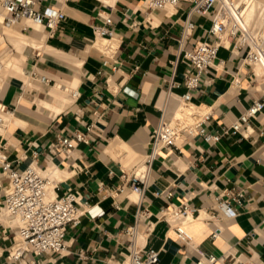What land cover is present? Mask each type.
I'll list each match as a JSON object with an SVG mask.
<instances>
[{"label": "crops", "instance_id": "1", "mask_svg": "<svg viewBox=\"0 0 264 264\" xmlns=\"http://www.w3.org/2000/svg\"><path fill=\"white\" fill-rule=\"evenodd\" d=\"M45 6L66 14L52 37L42 26L27 23L25 33L21 26L17 31L38 42L13 44L0 26V55L3 61L17 62L4 68L0 79V105L12 112L4 115L0 148L18 169L32 164L51 176L55 195L72 192L88 211L68 230L64 254L34 259L39 264L122 262L130 241L124 230L134 223L140 205L149 217L139 224V243L159 248L160 264H194L198 251L264 264V110L251 121L247 138L227 134L210 145L194 137L180 140V151H160L140 204L121 178L148 153L166 101L172 111L176 95L186 91L173 88V98L167 99L169 83H182L187 69L179 60L178 39L189 4L149 10L143 0H42ZM107 15L113 36L102 38L95 27L103 26ZM191 20L195 28L186 50L205 39L212 16L192 15ZM39 76L51 83H41ZM191 95L193 103L212 111L207 129L222 133L254 99L264 101V67L243 64L240 56L220 47L215 66L202 72ZM75 130L87 133L88 144L76 143L68 156L49 153L57 137ZM6 183L0 174V203ZM225 189L244 191L241 204L233 206L234 216L217 207ZM182 202L196 209L192 218H159L161 208ZM177 223L192 235L191 244L177 240ZM16 225L0 218V263L6 262Z\"/></svg>", "mask_w": 264, "mask_h": 264}, {"label": "built area", "instance_id": "2", "mask_svg": "<svg viewBox=\"0 0 264 264\" xmlns=\"http://www.w3.org/2000/svg\"><path fill=\"white\" fill-rule=\"evenodd\" d=\"M42 0H0V26L12 28L21 26L22 32L28 29L27 23L42 26L47 36L52 37L65 21L66 14L60 8L41 7ZM187 3L182 20V29L178 39L179 60L187 65L182 83L170 82L167 88V99L173 98V88L183 86L185 92L177 96V105L169 111L167 101L160 111L157 125L149 140V151L141 163L131 169L130 173L122 172V180L128 184L140 204L147 187L151 166L158 153L162 150L180 151L178 142L194 137L201 138L205 143L213 145L220 141L223 135L239 133L247 138L252 134L251 121L264 110V101L254 99L229 126L223 128L222 133L208 130L206 125L212 120V111L204 106L192 102V91L200 83L202 72L215 66L218 50L224 47L235 55L240 56L241 62L249 66L264 67V16L253 18L247 22L246 7H241L239 0H143L145 8L159 10L176 8ZM192 15L212 16L211 25L204 40L193 44L191 50L184 48L185 43L192 37L195 24ZM104 25L95 27V32L102 38H111L113 31L106 26L112 24V18L102 17ZM221 63V62H220ZM176 61L174 62V65ZM137 69V67H136ZM4 70L3 58L0 55V79ZM35 77L34 73H31ZM43 84H50L51 80L39 76ZM76 96V92L72 93ZM203 106L205 108H203ZM5 114H12L11 110L0 105V129L4 128ZM92 125L87 126L91 132ZM87 133L75 130L67 136H59L49 145V153L72 152L76 143L88 144ZM34 151V156H36ZM0 174L6 179L3 187V198L0 203V218L5 217L17 222L12 237L11 246L7 249L6 262L0 264H39L34 257L45 253L62 255L67 250V232L77 227L82 216L87 213L86 208L78 205V198L72 192L61 196L54 193L55 183L51 176L44 174L35 165L25 169H18L17 165L8 159L3 148H0ZM51 190V191H50ZM156 196L170 198V192H156ZM244 191L232 192L225 189L217 197V207L226 216H234V204H241ZM195 208L188 202L175 205L170 204L159 210L161 220L182 221L192 218ZM149 217L147 208L140 205L135 212L134 223L124 230V235L130 238L129 251L125 260L118 264H160V249L154 246L146 247L139 243L141 237L139 224ZM264 227V219L262 220ZM147 231L151 224L147 221ZM177 240L183 244H191L192 235L185 229V225L177 223L174 226ZM215 236V235H213ZM194 264H251L233 255L218 257L198 251V258Z\"/></svg>", "mask_w": 264, "mask_h": 264}, {"label": "bare ground", "instance_id": "3", "mask_svg": "<svg viewBox=\"0 0 264 264\" xmlns=\"http://www.w3.org/2000/svg\"><path fill=\"white\" fill-rule=\"evenodd\" d=\"M242 1V2H241ZM240 2H241V4H240ZM239 4L240 5H242L241 7H246V12H247V14L249 15V16H254L255 15V11H257L258 9H263V11H264V2H262V1H259V0H240L239 1ZM260 10V11H261ZM264 13V12H263ZM262 13V14H263ZM258 14H260V13H258ZM261 14V15H262ZM250 20H252V19H250ZM249 21V20H248ZM249 22H251V21H249ZM248 22V23H249ZM5 31V30H4ZM5 34H6V36H7V38H8V40L9 41H11L13 44H16L17 42H21V43H34L33 42V40L31 41L28 37H26L27 35H25V34H22L21 32H19V31H17V30H12V31H5ZM40 35V34H39ZM34 38L36 37V35L35 36H33ZM33 39V38H32ZM38 40V39H37ZM36 42H38V41H35V43L34 44H36ZM107 42V41H106ZM39 43H40V41H39ZM38 44V43H37ZM3 63H4V68L6 69L7 67H10V66H15V65H17V62L16 61H3ZM57 87H58V85H57ZM54 89V88H53ZM56 89H59V87L58 88H56ZM52 91H54V92H52ZM51 91V93H53L52 95H54V93H55V90H52ZM59 91H61L60 89H59ZM56 94V93H55ZM58 95H59V93H58ZM203 108H205L204 106H203ZM6 115H10V114H6ZM51 191V190H50ZM4 218V217H3Z\"/></svg>", "mask_w": 264, "mask_h": 264}, {"label": "rangeland", "instance_id": "4", "mask_svg": "<svg viewBox=\"0 0 264 264\" xmlns=\"http://www.w3.org/2000/svg\"><path fill=\"white\" fill-rule=\"evenodd\" d=\"M262 2H264V0H262ZM261 9H258L257 11H255L256 13H255V17H254V19L255 18H257V17H259V14L258 13H260V15L264 12L263 11V9L260 11ZM264 16V13L261 15V18ZM247 17H249V15L247 14ZM247 17H246V19H247ZM3 28V30H5V31H12V30H17V27H12V28H4V27H2ZM2 75H3V73H2ZM2 75H1V77H2Z\"/></svg>", "mask_w": 264, "mask_h": 264}]
</instances>
